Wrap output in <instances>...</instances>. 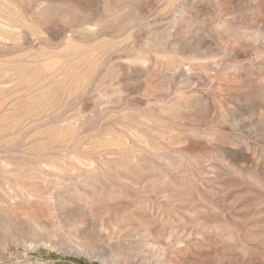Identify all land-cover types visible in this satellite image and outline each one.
<instances>
[{
	"label": "rangeland",
	"instance_id": "obj_1",
	"mask_svg": "<svg viewBox=\"0 0 264 264\" xmlns=\"http://www.w3.org/2000/svg\"><path fill=\"white\" fill-rule=\"evenodd\" d=\"M0 30V264H264V0H0Z\"/></svg>",
	"mask_w": 264,
	"mask_h": 264
},
{
	"label": "bare ground",
	"instance_id": "obj_2",
	"mask_svg": "<svg viewBox=\"0 0 264 264\" xmlns=\"http://www.w3.org/2000/svg\"><path fill=\"white\" fill-rule=\"evenodd\" d=\"M2 14V13H1ZM61 14V13H60ZM3 16H4V14H3ZM181 16V15H180ZM84 19V18H83ZM181 20V19H180ZM175 22V21H174ZM173 22V23H174ZM182 22V21H181ZM8 26V25H7ZM7 28V27H6ZM55 30V29H54ZM0 31H2V30H0ZM18 31V30H17ZM56 31V30H55ZM20 32V31H19ZM1 35V34H0ZM3 37V36H2ZM47 37V36H46ZM262 39V38H261ZM66 40H68V39H66ZM155 40V39H154ZM4 41V40H3ZM151 41V40H150ZM72 45L73 46H75V47H77L76 45H75V43L73 44L72 43ZM72 46V47H73ZM65 48V50H66V47H64ZM68 49V48H67ZM71 49V48H70ZM99 49V48H98ZM114 50V49H113ZM34 54V53H33ZM97 56V55H96ZM94 57V56H93ZM40 61V60H39ZM61 63V62H60ZM97 66H95L94 68H96ZM108 69V68H107ZM96 71H97V69H96ZM94 73H95V71H94ZM66 74V73H65ZM94 80V79H93ZM73 81H74V79H73ZM87 83V82H86ZM98 84V83H97ZM87 91V90H86ZM35 92V91H34ZM101 92V91H100ZM88 93V92H87ZM89 95V94H88ZM67 98H68V96H67ZM107 101V100H106ZM3 105H4V103H3ZM105 106V105H104ZM2 107V106H1ZM69 119V118H68ZM10 133V132H9ZM25 139V138H24ZM76 139V138H75ZM88 139V138H87ZM78 140V139H77ZM70 143V142H69ZM69 145V144H68ZM88 145V144H87ZM19 146V145H18ZM89 146V145H88ZM81 147V146H80ZM55 148V147H54ZM2 150V149H1ZM5 151V150H4ZM107 152H108V150H107ZM2 153H4V152H2ZM15 153V152H14ZM106 153V152H105ZM8 154V153H7ZM16 155V154H15ZM113 155V154H112ZM45 156V155H44ZM25 157V156H24ZM28 158V157H27ZM102 159V158H101ZM85 160V159H84ZM61 161V160H60ZM75 161V160H74ZM74 164V163H73ZM78 164V163H77ZM49 165V164H48ZM17 166V165H16ZM18 167V166H17ZM44 167V166H43ZM78 167V166H77ZM118 167V166H117ZM26 168H27V166H26ZM22 169V168H21ZM76 169V168H75ZM78 169V168H77ZM32 170V169H31ZM71 171V170H70ZM79 171V170H78ZM107 171H109V169L107 170ZM76 172V171H75ZM9 173V172H8ZM66 174H67V172H66ZM77 174V173H76ZM79 174V173H78ZM75 175V174H74ZM5 178V177H4ZM48 182H50V180H48ZM46 184V183H45ZM47 185H48V183H47ZM86 185V184H85ZM39 190V189H38ZM43 192V191H42ZM10 196V195H9ZM12 197V196H11ZM12 201V200H11ZM34 201V200H33ZM56 203V202H55ZM38 204V203H37ZM6 205V204H5ZM63 216V215H62ZM57 238V237H56ZM41 243V242H40ZM80 245V244H79ZM64 247V246H63ZM84 249V248H83ZM77 250V249H76ZM82 252V251H81ZM84 252V251H83ZM87 254H89V252L87 253ZM82 255H83V253H82Z\"/></svg>",
	"mask_w": 264,
	"mask_h": 264
}]
</instances>
